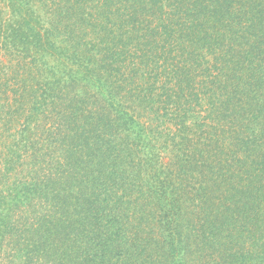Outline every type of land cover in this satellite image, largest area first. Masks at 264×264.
Masks as SVG:
<instances>
[{"label": "trees", "instance_id": "16d2710c", "mask_svg": "<svg viewBox=\"0 0 264 264\" xmlns=\"http://www.w3.org/2000/svg\"><path fill=\"white\" fill-rule=\"evenodd\" d=\"M0 264H264V0H0Z\"/></svg>", "mask_w": 264, "mask_h": 264}]
</instances>
